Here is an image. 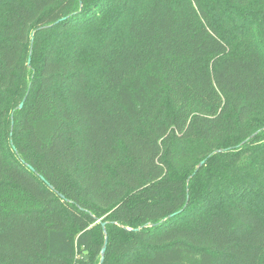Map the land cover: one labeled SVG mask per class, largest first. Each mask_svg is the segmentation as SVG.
I'll list each match as a JSON object with an SVG mask.
<instances>
[{
	"label": "trees",
	"instance_id": "1",
	"mask_svg": "<svg viewBox=\"0 0 264 264\" xmlns=\"http://www.w3.org/2000/svg\"><path fill=\"white\" fill-rule=\"evenodd\" d=\"M0 264H264V0H0Z\"/></svg>",
	"mask_w": 264,
	"mask_h": 264
},
{
	"label": "water",
	"instance_id": "2",
	"mask_svg": "<svg viewBox=\"0 0 264 264\" xmlns=\"http://www.w3.org/2000/svg\"><path fill=\"white\" fill-rule=\"evenodd\" d=\"M29 62H30V58H28L27 63L29 64ZM22 106H23V102L19 103L18 108H21ZM203 163H204V160L200 161V162L198 163L197 167H200ZM41 178L43 179V177H41ZM43 180H44V179H43ZM48 186H49L50 188H52L51 185H48ZM104 225H105V224L102 223L103 233L105 234V238H104V242H103V245H102V247H101V250H100V255H101V257H100V261H99V263H101V261H102V259H103V254H104V252H105L106 243H107V236H106V233H105Z\"/></svg>",
	"mask_w": 264,
	"mask_h": 264
}]
</instances>
